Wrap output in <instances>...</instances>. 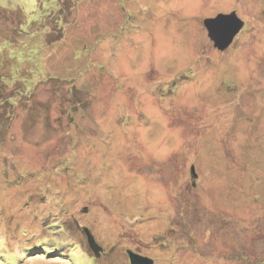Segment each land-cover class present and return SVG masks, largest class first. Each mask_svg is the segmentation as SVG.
I'll return each instance as SVG.
<instances>
[{
	"label": "rangeland",
	"instance_id": "rangeland-1",
	"mask_svg": "<svg viewBox=\"0 0 264 264\" xmlns=\"http://www.w3.org/2000/svg\"><path fill=\"white\" fill-rule=\"evenodd\" d=\"M0 122V264H264V0H0Z\"/></svg>",
	"mask_w": 264,
	"mask_h": 264
},
{
	"label": "water",
	"instance_id": "water-1",
	"mask_svg": "<svg viewBox=\"0 0 264 264\" xmlns=\"http://www.w3.org/2000/svg\"><path fill=\"white\" fill-rule=\"evenodd\" d=\"M204 21L209 36L215 42L216 46L220 47V49L229 46L245 25V20L239 17L236 10L231 11V13L221 12L216 17H209ZM84 230L92 251H95L96 255L101 254L100 251H102L103 248L98 241H96L94 234L88 229V227H84ZM129 256L131 264L155 263L152 257L150 258L143 254H138L132 250H129Z\"/></svg>",
	"mask_w": 264,
	"mask_h": 264
},
{
	"label": "flooded vegetation",
	"instance_id": "flooded-vegetation-1",
	"mask_svg": "<svg viewBox=\"0 0 264 264\" xmlns=\"http://www.w3.org/2000/svg\"><path fill=\"white\" fill-rule=\"evenodd\" d=\"M242 31V30H241ZM242 33V32H241ZM166 124V123H165ZM95 147H97V146H95ZM110 148V147H109ZM156 150H158L157 148H156ZM108 155V154H107ZM108 157H110L109 155H108ZM110 165V163L108 164V166ZM111 166H112V163H111ZM110 166V167H111ZM194 169V168H193ZM191 175V176H190ZM189 176H190V178H192L193 180H194V184L195 185H197L198 184V181H199V174L196 172V170L194 169L193 171H192V173L191 174H189ZM202 181V180H201ZM137 194H133V196H136ZM155 246V249H158V247L156 246V245H154ZM129 247L128 248H126L125 249V251L123 250V254L124 255H126L127 257L125 258L126 260H129V262H130V256H129ZM134 250V252H136V253H140V254H143V255H145V256H148V257H152L153 258V260L155 261V263L154 264H158L159 262L157 261V258H156V256H154V255H149V254H145L143 251H141V250H136V249H133ZM104 252H105V250H104Z\"/></svg>",
	"mask_w": 264,
	"mask_h": 264
},
{
	"label": "trees",
	"instance_id": "trees-1",
	"mask_svg": "<svg viewBox=\"0 0 264 264\" xmlns=\"http://www.w3.org/2000/svg\"><path fill=\"white\" fill-rule=\"evenodd\" d=\"M78 1V0H77ZM67 30V29H66ZM243 30V29H242ZM63 31V30H62ZM62 31H60V32H62ZM212 42H213V40H212ZM2 83V82H1ZM5 83V82H4ZM3 84V83H2ZM73 84H75L73 81H72V85ZM74 86V85H73ZM78 97V96H77ZM79 98V97H78ZM8 120H11V122L10 123H13L15 120H14V118L13 117H11V116H9V119ZM2 126H4L3 125V123L2 122H0V137H3L4 138V131L2 130ZM2 144V142L0 141V145ZM132 190V189H131ZM130 190V191H131ZM131 194H132V191H131ZM132 196H133V194H132ZM130 201H133L132 199L130 200ZM59 223H61V221H59ZM84 229V228H83ZM172 229H174V226H172ZM158 249H161L160 247H158Z\"/></svg>",
	"mask_w": 264,
	"mask_h": 264
},
{
	"label": "clouds",
	"instance_id": "clouds-1",
	"mask_svg": "<svg viewBox=\"0 0 264 264\" xmlns=\"http://www.w3.org/2000/svg\"><path fill=\"white\" fill-rule=\"evenodd\" d=\"M102 247V246H101Z\"/></svg>",
	"mask_w": 264,
	"mask_h": 264
}]
</instances>
